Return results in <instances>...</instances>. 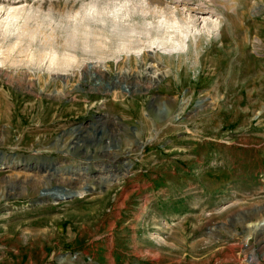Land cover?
<instances>
[{"label": "rangeland", "instance_id": "rangeland-1", "mask_svg": "<svg viewBox=\"0 0 264 264\" xmlns=\"http://www.w3.org/2000/svg\"><path fill=\"white\" fill-rule=\"evenodd\" d=\"M262 220L264 0H0V264H264Z\"/></svg>", "mask_w": 264, "mask_h": 264}, {"label": "bare ground", "instance_id": "bare-ground-1", "mask_svg": "<svg viewBox=\"0 0 264 264\" xmlns=\"http://www.w3.org/2000/svg\"><path fill=\"white\" fill-rule=\"evenodd\" d=\"M212 4V3H211ZM193 10L195 9V11H198V12H201V13H204V12H208V11H210L209 9H205L204 7L203 8H200V7H198V6H196V7H193L192 8ZM151 67H154L155 69L154 70H156V69H158V67H157V63H152L151 64ZM152 71L153 72V74H154V76H155V71ZM125 72H128L127 71V69H126V71ZM148 78L149 79H153V75H151V76H148ZM82 187H80L79 189H81ZM72 190H78V189H72ZM52 192H54V193H69V192H71L70 190H64V189H62V188H57V189H55L54 190V187L53 188H47V190H46V194L45 195H47V194H51ZM46 197V196H45ZM257 226H263L264 227V220H262ZM260 228H262V227H260ZM253 260L252 259H250V260H248V263L249 264H253Z\"/></svg>", "mask_w": 264, "mask_h": 264}, {"label": "water", "instance_id": "water-1", "mask_svg": "<svg viewBox=\"0 0 264 264\" xmlns=\"http://www.w3.org/2000/svg\"><path fill=\"white\" fill-rule=\"evenodd\" d=\"M97 119H100V118L97 117ZM91 123H92V125H96V123L94 121H91ZM90 130H95V129L94 128H90ZM100 132L101 131L99 130L96 133L94 132V134L98 135V134H100ZM128 152H129V150H127L126 153L124 151L125 154H127ZM83 158L90 159V157H88V156H84ZM82 168L84 169L85 166H82ZM86 189L87 188H84L83 190H86ZM54 190H55V188H54ZM40 194L43 195V196H50L54 201H58V200H64V199L72 198V197L78 195V192H76V191L75 192H70V193H63V192L62 193H54V192H52L50 195L49 194L45 195L46 194V190H43V191L40 192Z\"/></svg>", "mask_w": 264, "mask_h": 264}]
</instances>
